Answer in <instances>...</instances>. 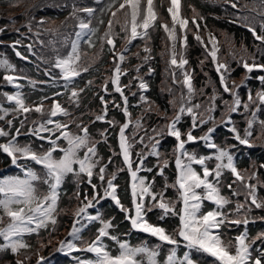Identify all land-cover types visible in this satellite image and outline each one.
Masks as SVG:
<instances>
[{
  "label": "snow or ice",
  "instance_id": "6c2138e0",
  "mask_svg": "<svg viewBox=\"0 0 264 264\" xmlns=\"http://www.w3.org/2000/svg\"><path fill=\"white\" fill-rule=\"evenodd\" d=\"M4 2L10 8L24 6L21 16L27 18L23 26L28 33L38 38L43 28L53 37L48 41L56 53L51 69L58 72L44 70L48 79L40 83L56 90L32 100L19 81L27 80L33 89L37 81L7 57L0 58L3 81L16 89L0 93V155L18 170L0 174V264H5L3 257L8 254L14 261L6 264H32L34 257L35 264H51L50 257L57 252L78 253L72 256L74 264H264V231L252 235L248 227L257 218L264 220L253 215L255 210L264 211V161L241 169L236 156L239 146L251 148L257 140L264 142V74L255 77L260 82L255 92L247 84L254 70L264 73V0H252L251 7L240 0H224L236 10L230 22L240 23L253 37L255 52H249L243 42L237 50L234 41H227L228 55L246 70L240 84L235 80L229 84L233 69L218 55L216 35L206 23H198L204 15L192 4L187 6L191 16L182 15L181 0H93L91 6L71 0L63 5L70 9L68 15L60 27L53 28L44 27L50 18L36 19L34 10L39 5ZM249 8L254 15L241 14ZM10 22L15 24L16 18ZM69 27L72 32L61 31ZM158 29L170 42L165 45L169 57L165 73L171 84L163 108L145 95L150 86L140 75L145 66L148 75L155 71L150 42L151 33ZM5 30L0 27V34ZM189 32L203 49L201 70L210 58L222 93L215 86L211 95L195 88V69L187 58ZM137 40L144 45L142 56L131 52L138 47ZM118 41L123 42L122 49ZM19 44L16 40L13 49ZM27 49L31 52L33 45ZM15 54L27 59L19 51ZM105 54L111 68L96 92L93 73L100 71L97 64ZM130 54L140 63L132 69L136 75L122 83L121 78L129 76L125 63L130 62ZM159 55L163 59L165 52ZM85 74L91 78L81 87ZM241 88L246 89L243 96ZM125 89L133 97L139 93L136 105H130ZM88 91L99 99V113L81 111L87 107L83 94ZM113 92L122 104L106 98ZM225 93L230 99L223 98ZM110 103L122 113V122L109 118ZM130 107L141 109L135 120ZM31 113L37 114L35 119H29ZM146 114L157 117L154 127L145 126ZM234 114L242 117L243 128ZM85 116L90 118L85 121ZM97 121L109 126L99 132V139L90 130ZM109 128L113 132L118 128V148L108 144ZM220 128L229 135L219 138ZM168 138L174 139L171 151H162ZM101 143L108 144L110 155L100 154ZM136 145L139 151H134ZM117 157H122L119 166ZM121 174L127 177L123 185ZM69 177L74 184L71 195L65 188ZM65 198L69 203L75 200L76 206L67 236L60 239L56 233L68 213L67 207H61ZM106 201L122 214L125 230L115 215L102 210ZM136 233L145 237L133 242ZM46 248H52L48 255L42 254Z\"/></svg>",
  "mask_w": 264,
  "mask_h": 264
},
{
  "label": "trees",
  "instance_id": "16d2710c",
  "mask_svg": "<svg viewBox=\"0 0 264 264\" xmlns=\"http://www.w3.org/2000/svg\"><path fill=\"white\" fill-rule=\"evenodd\" d=\"M25 2L26 4L39 5V7H37L34 10V15L37 20H39L42 17L50 18V22L44 25V27H48V28L60 27L61 22L64 21L65 17L68 15V11L70 10L64 8L62 2H59L58 0H25ZM154 3H159V0H155ZM240 3L241 5H243L244 3H248L249 6L251 7L252 0H240ZM189 4L194 5L198 9V11L204 15L205 20L198 21V23H201L202 25L206 23L208 28L211 29L212 32L216 35L221 49L218 55L230 62V67L234 69L231 76L232 79H239L242 75V70L235 61H232V58L228 55L229 44L227 43V41L228 40L234 41L237 50H239L241 42L247 45L249 52H255V48L253 47V37L251 33L240 23L230 22V20L235 19L234 14L236 10L232 9L230 5H226L224 3V0H181L182 15H187L189 17L191 16V10L187 7ZM22 12H24V6H21L20 8H10L7 6L4 0H0V27L6 28L5 32L0 34V42L4 43L7 41H16V40L22 41L21 54L26 56L30 61L28 60L27 62H25L16 59L13 50L8 45L5 44H0V58L7 57L17 67L18 70L23 69L24 75L37 81L35 89H33L28 84L27 80L21 81V83L27 86L26 92L30 95L31 99L37 100L40 95L44 93L51 95V93L54 90H56L53 87H51L49 84L40 83V81H45L48 79V77L45 76L44 74V70L51 69V65L54 61V57L56 53L52 50V45L48 43V41L52 40L53 37L50 34L43 33V28L41 29L42 35L38 38L33 33L27 32V28L23 26L27 22V18L21 16ZM31 14L32 13H30V15ZM241 14L254 15V13L246 12L245 10H243ZM163 16L166 20L169 21V16L167 15L166 11L163 12ZM12 17L16 18L15 24H12L10 22ZM106 20L107 17H105V21ZM189 27L194 30V26L191 25V20L189 21ZM16 29H19V31L17 32ZM101 30L103 31V27ZM61 31L72 32L73 29L71 27L61 28ZM203 34L204 33L202 32V35ZM151 36H152V40L150 43L153 48L152 55L155 57V59L151 61V66L155 69V71L153 74L148 75L147 66H145L141 69L140 75L149 83L150 86L149 91L145 95H147L150 100L155 101L156 104H159L163 108V107H167L166 101L169 99L167 87L171 84L170 78H168L165 73V68L167 66L166 61L168 60L167 49L165 45L169 44V41H167L166 35L161 29L152 32ZM56 39H60V37H56ZM41 40L45 42L43 45H41L40 43ZM29 44L33 45L32 52L34 54V57L29 54L27 46H25ZM134 44L138 45V47H133L131 52L132 53L140 52L142 56L143 55L142 49L144 46L143 42L137 40L134 41ZM123 46H124L123 42L118 41V48H123ZM56 47H59V44H57ZM98 47L99 46H97V48ZM64 51L65 49H61V54H63ZM162 51L165 52V56L163 59H161V56L159 55ZM256 55H257V60L260 61L262 58L259 56L258 53ZM187 58L189 59V63L192 66V68L195 69L194 71L195 88L197 90L203 88L206 94L211 95L212 88L213 86H215L222 93V90L220 89L218 83V79L212 70L213 68L209 58L205 60V63L203 65V70H201V66L199 65V60L204 59L203 49L200 45H198V43L192 37L191 32H189V48L187 50ZM139 63L140 60L136 59L134 56H131L130 54V62L125 63V67L129 69V76L122 77L121 78L122 83H127L128 80L131 79V77L136 75V73L132 71V69L135 65ZM97 67L100 69V71L93 73V75L96 77V85H97V87L94 88L93 91L99 92L100 89L98 85L102 82L104 76L109 74L106 70L111 68L109 55L105 54L103 59L97 64ZM51 70L54 73L58 72L56 69H51ZM205 72L208 73L207 76L204 75ZM89 78H91V76L85 74V79L80 81V86L83 87L86 80ZM2 79H3V73L2 71H0V82L3 81ZM62 83L63 82L60 81V84ZM249 84H250L249 87L252 88L253 90L258 89L257 87L258 82H256V80H250ZM41 89L43 90V92L41 91ZM161 89H164V91L162 92ZM93 91H88L85 94H83L84 95L83 103L87 107H82L81 111L87 112L89 110H92L95 113L100 112L102 105L100 104L98 98L93 97ZM132 91L136 92L137 88L133 87ZM125 94L129 95L130 105H136L139 102L138 101L139 93L136 97H133L128 92V90L125 89ZM106 98L109 101H111L114 98L117 103L122 104L121 98L118 93L113 92L111 96ZM202 98L205 99V97ZM223 98L227 99V97L225 96ZM65 100L66 98H62L61 102L64 103ZM217 102L218 104L220 103L219 100ZM109 109H110L108 113L109 118L115 116L117 121L122 122L124 120L122 113L118 109H113L111 103L109 104ZM130 111L132 112L133 120H135V118L140 114L141 109L130 107ZM76 113L78 115L80 114L79 111ZM216 115L217 117H219V111H217ZM21 118H23V116H21ZM89 118H90L89 116L84 117L86 121ZM29 119L31 120V118ZM157 122H158L157 117L154 114L145 115L146 127L149 126L154 127L157 124ZM108 127L109 126L105 123L103 125L100 122H96L91 126L90 130L92 134L99 139L100 138L99 132L102 131L104 128H108ZM128 134L131 135V127L128 130ZM140 134L142 135L143 133L140 132ZM217 136L222 139L227 135L220 128ZM115 141H116V130L115 132H113L112 129L109 128L108 144H111L113 147L117 148V144ZM108 144L101 143L99 145L100 154L105 157L110 155L108 151ZM173 144H174V139L168 138L163 143L161 150L170 152ZM139 150H140V146L136 145L134 151H139ZM236 156H237L238 166L241 169H243L249 167L250 163L253 161L257 163L264 161V150L258 149L256 151L253 150L245 151L244 149L239 147ZM149 159L151 160L154 158H149ZM6 160L7 158H5L4 155H0V162L2 164L6 165L7 164ZM115 162L116 165L118 166L121 165V160L119 157L115 158ZM126 179H127L126 175L121 174L119 183L123 185ZM65 188L68 190L69 195H71L74 189V184L72 180L70 182H66ZM125 202L127 203V198H125ZM75 206H76L75 200H73L71 203H69V201L66 198L62 200L61 207H67L68 213L67 215L62 217L60 230L58 233H56L58 238L64 237L65 230L69 227L72 212L74 211ZM102 209L105 213L116 216V222L121 223L122 225L121 230L126 229L127 224L126 222H123L122 214L119 213V211L111 204L110 201L103 202ZM254 214L257 217L264 216V211L255 210ZM153 219H155L154 216ZM249 229H250V233L252 235H255L258 232L264 231V223L263 221L260 222L257 221L255 225L249 224ZM63 231L64 233H62ZM232 234L235 235L236 230H234ZM144 237L145 236L143 234L136 233L132 236V241L136 242L137 240H140L141 238ZM30 242L35 246L36 244L35 238H32ZM51 251L52 248H46L42 254L48 255V253ZM34 258L32 263H34L35 261ZM3 260L6 264L7 261H14V257H12L11 254H8L3 257ZM64 263L65 262L62 259H59L57 261V264H64Z\"/></svg>",
  "mask_w": 264,
  "mask_h": 264
}]
</instances>
